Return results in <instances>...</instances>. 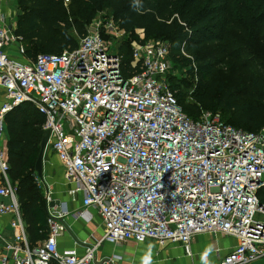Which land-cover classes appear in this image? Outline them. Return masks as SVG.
<instances>
[{
    "label": "built area",
    "instance_id": "2783aa9c",
    "mask_svg": "<svg viewBox=\"0 0 264 264\" xmlns=\"http://www.w3.org/2000/svg\"><path fill=\"white\" fill-rule=\"evenodd\" d=\"M0 0V215L11 213L19 232L10 255L0 264H94L102 241L153 240L179 243L191 255L200 234L221 233L237 245L220 264H253L264 257V206L257 193L264 186V131L250 132L226 124L219 113L202 110L189 117L169 88L168 44L146 41L132 46L139 71L121 74L120 56L112 43L122 37L113 17L97 16L76 48L59 54L40 53L21 62V38ZM65 3L69 0H64ZM32 103L50 131L45 153L55 155L74 201V212L54 203L44 190L48 210L47 238L30 246L19 211L17 189L9 176L5 114ZM43 184V178L39 179ZM99 215L100 240L59 251L58 237L68 215L92 220Z\"/></svg>",
    "mask_w": 264,
    "mask_h": 264
},
{
    "label": "trees",
    "instance_id": "16d2710c",
    "mask_svg": "<svg viewBox=\"0 0 264 264\" xmlns=\"http://www.w3.org/2000/svg\"><path fill=\"white\" fill-rule=\"evenodd\" d=\"M16 1L22 14L14 32L24 45L25 58L33 60L39 53L59 54L76 48L87 33V25L100 11L108 9L124 32L117 47L123 77L139 71V64L132 58L135 43L164 41L172 64L169 88L184 113L196 119L202 110H210L237 129L259 132L264 128V50L260 42L264 0ZM213 44L224 46V54L247 55L263 66L251 76L244 98L216 78V63L210 60L215 54L203 51ZM175 65L185 67L187 74L196 79L191 91L189 81L175 78ZM4 121L9 176L17 189L28 243L34 246L49 234L44 190L35 172L44 116L32 103L23 102L8 111ZM257 196L264 206V186Z\"/></svg>",
    "mask_w": 264,
    "mask_h": 264
},
{
    "label": "crops",
    "instance_id": "0c3cea01",
    "mask_svg": "<svg viewBox=\"0 0 264 264\" xmlns=\"http://www.w3.org/2000/svg\"><path fill=\"white\" fill-rule=\"evenodd\" d=\"M4 10L10 15L7 6ZM23 56L21 62H26ZM28 61V60H27ZM3 101L2 90H0V106ZM8 139L7 131L2 140L6 146ZM52 162L44 159L43 163V185L44 190L49 188L52 192L56 209L64 205L68 210L74 212L81 208V196L73 201L67 193V184L64 174L54 154L49 153ZM0 202L8 205L6 198L0 197ZM92 220L75 218L68 215L60 219L65 230L57 239L59 251L77 248L82 254L87 245H92L100 240L103 235V227L99 215L94 209H89ZM13 215L11 213L0 215V256L10 255V246L15 243L17 229L11 226ZM238 240L233 236L221 233L200 234L195 236L191 243V255H187L183 246L179 243L159 244L153 240L138 243L133 240L111 243L102 241L94 254V264H220L222 259L237 245ZM8 264H13L11 260ZM253 264H264V257L257 259Z\"/></svg>",
    "mask_w": 264,
    "mask_h": 264
},
{
    "label": "rangeland",
    "instance_id": "374dc122",
    "mask_svg": "<svg viewBox=\"0 0 264 264\" xmlns=\"http://www.w3.org/2000/svg\"><path fill=\"white\" fill-rule=\"evenodd\" d=\"M6 6L8 9H11L9 10V12L11 13V23L15 27L17 18L22 14V10L18 7L16 0H7ZM96 16L102 21H106L108 17H111V14L109 13L108 9H103ZM122 39L123 37L112 43V49L114 52L117 53V47H119ZM260 42L262 49L264 50V30L263 35L260 38ZM203 51L208 55L215 54L210 60L216 63L214 71L216 78L223 81L226 85L232 86L236 91H238V94H240V96L244 98L243 93L250 85L251 76H253L256 71L260 70L263 67L261 63L252 58H246L247 55L234 56L232 54H224V46H221L220 44L207 45L205 46ZM8 52L12 54V56L17 57L16 59H18L19 61L23 58V56L15 49H10ZM173 68L175 78H184L190 82L188 90L191 91L196 79L194 77H190L189 74H187V69L185 67L175 65L173 66ZM49 155L50 154L46 152L44 155V159L52 162V159ZM41 186L44 190V185L42 183Z\"/></svg>",
    "mask_w": 264,
    "mask_h": 264
},
{
    "label": "water",
    "instance_id": "95a60500",
    "mask_svg": "<svg viewBox=\"0 0 264 264\" xmlns=\"http://www.w3.org/2000/svg\"><path fill=\"white\" fill-rule=\"evenodd\" d=\"M263 131H264V128H263ZM49 133H50V131L48 129H44L43 135H42V139H41V142H40L39 153H38V156H37V159H36V162H35V172H36L37 177L39 179L43 178L44 155H45V148H46L47 140H48V137H49ZM55 204L58 205L59 202L56 201L54 203H51L50 205L54 206Z\"/></svg>",
    "mask_w": 264,
    "mask_h": 264
}]
</instances>
